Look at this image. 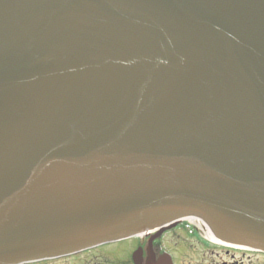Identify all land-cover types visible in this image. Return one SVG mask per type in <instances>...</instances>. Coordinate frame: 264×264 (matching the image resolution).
<instances>
[{
    "label": "water",
    "instance_id": "1",
    "mask_svg": "<svg viewBox=\"0 0 264 264\" xmlns=\"http://www.w3.org/2000/svg\"><path fill=\"white\" fill-rule=\"evenodd\" d=\"M183 217L264 252V0H0V264Z\"/></svg>",
    "mask_w": 264,
    "mask_h": 264
},
{
    "label": "flooded vegetation",
    "instance_id": "2",
    "mask_svg": "<svg viewBox=\"0 0 264 264\" xmlns=\"http://www.w3.org/2000/svg\"><path fill=\"white\" fill-rule=\"evenodd\" d=\"M24 264H264V252L219 241L207 225L175 222L71 255Z\"/></svg>",
    "mask_w": 264,
    "mask_h": 264
}]
</instances>
